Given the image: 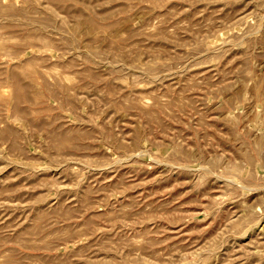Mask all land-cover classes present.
<instances>
[{
	"label": "rangeland",
	"instance_id": "obj_1",
	"mask_svg": "<svg viewBox=\"0 0 264 264\" xmlns=\"http://www.w3.org/2000/svg\"><path fill=\"white\" fill-rule=\"evenodd\" d=\"M0 264H264V0H0Z\"/></svg>",
	"mask_w": 264,
	"mask_h": 264
},
{
	"label": "bare ground",
	"instance_id": "obj_2",
	"mask_svg": "<svg viewBox=\"0 0 264 264\" xmlns=\"http://www.w3.org/2000/svg\"><path fill=\"white\" fill-rule=\"evenodd\" d=\"M2 95L1 91H0V96Z\"/></svg>",
	"mask_w": 264,
	"mask_h": 264
}]
</instances>
